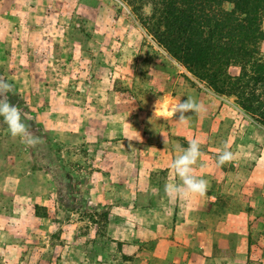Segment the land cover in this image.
<instances>
[{"label": "rangeland", "instance_id": "rangeland-1", "mask_svg": "<svg viewBox=\"0 0 264 264\" xmlns=\"http://www.w3.org/2000/svg\"><path fill=\"white\" fill-rule=\"evenodd\" d=\"M103 1L109 25L87 0H0V77L43 139L26 148L0 117V264H264V123L146 31L149 3ZM188 97L207 111L187 124L149 114ZM126 117L139 147L111 138ZM149 127L163 141L148 142ZM191 139L208 190L170 198L156 177L175 173L152 156ZM225 145L235 159L218 166ZM148 189L156 209L141 206Z\"/></svg>", "mask_w": 264, "mask_h": 264}, {"label": "trees", "instance_id": "trees-1", "mask_svg": "<svg viewBox=\"0 0 264 264\" xmlns=\"http://www.w3.org/2000/svg\"><path fill=\"white\" fill-rule=\"evenodd\" d=\"M127 2L134 10L149 3L151 12L139 17L146 31L208 89L233 97L264 123V54L260 46L264 41V0ZM225 2L232 3V8H226ZM92 6L109 25L111 18L103 12L105 2L87 0V9ZM232 66L236 73L230 70ZM159 190L165 192L162 187ZM154 195L148 189L144 196L149 201L141 206L155 205Z\"/></svg>", "mask_w": 264, "mask_h": 264}, {"label": "clouds", "instance_id": "clouds-1", "mask_svg": "<svg viewBox=\"0 0 264 264\" xmlns=\"http://www.w3.org/2000/svg\"><path fill=\"white\" fill-rule=\"evenodd\" d=\"M9 93L14 94L13 84L0 77V117H3L4 123L8 126V131L13 138H19L26 148H35L38 144L43 143V139L36 136L30 130V125L26 121L34 120L30 112L24 111L19 105H12L8 99ZM206 107L197 102L192 97H188L185 101L174 102L166 112H161V105L157 101L154 114L162 115L164 118L177 117L180 123H189L190 118L187 113H195L201 115L206 113ZM140 140L139 136L133 135L127 137ZM201 143L196 139L188 141L187 148L181 150V154L177 156L171 163L172 169L179 178V183H169L165 185V192L170 198H187L189 196H203L208 190V181L198 177L194 172V166L197 165L201 157ZM235 157L225 145L223 150L217 155L218 166H224L232 163Z\"/></svg>", "mask_w": 264, "mask_h": 264}, {"label": "crops", "instance_id": "crops-1", "mask_svg": "<svg viewBox=\"0 0 264 264\" xmlns=\"http://www.w3.org/2000/svg\"><path fill=\"white\" fill-rule=\"evenodd\" d=\"M149 114L151 115V117L153 116V117H156V118H158L159 116H157L156 114H154V112L153 111H151V112H149ZM172 118V117H171ZM126 119H128L127 117L126 118H118V119H116L114 122L116 123V125L114 126V127H111L110 128V135H111V138L113 139V138H115L116 140L114 141L115 143L116 142H119V143H122V142H128L131 146H134V147H139V145H140V141H141V139L140 140H137V139H132L131 141L127 138V137H129V136H133V135H136V136H138L137 135V133L136 132H133V130L132 129H135V127L133 128L132 126H130L128 123H127V121H126ZM170 119V118H169ZM113 122V121H112ZM113 122V123H114ZM148 132L146 133V135H148L149 136V139H148V142L150 141V142H158V141H163L162 140V138H160V136H159V134H158V132H156V131H154L152 128H148ZM116 146H117V143L115 144ZM153 147H154V145H152ZM146 151V153L147 152H150V148H148V149H146L145 150ZM181 154V149L180 150H178V149H176L175 148V146L174 147H170V146H167V147H165L164 148V151H163V153L161 154V155H157V157L155 156V154L152 156V158H154V160H153V162H160L161 164L163 163V165L165 166V167H162V169L164 168V169H167L168 170V172H172V171H174L173 169H172V167H171V163H172V161L177 157V156H179ZM111 156L113 157V156H115L114 155V152H111ZM115 165H116V163L115 162H113ZM114 165V167H113V170H115V168H117L116 166ZM155 171H157V169L155 170ZM113 173H114V171H113ZM149 173H150V171H149ZM154 173H157V172H154ZM174 173H175V171H174ZM136 174H137V172H136ZM157 174H159V173H157ZM175 176H174V183H179V179H177V175H176V173L174 174ZM157 179H158V184H157V188L158 189H160L161 187L162 188H164L165 189V185L167 184V182H168V184L169 183H172L171 181H166V180H164L163 181V178H159V177H156ZM150 189V188H149ZM153 191V190H152ZM153 193L154 192H152V195H153ZM155 194V193H154ZM166 194H163L162 196H165ZM153 197V196H152ZM155 197V196H154ZM154 198H152V200H153ZM136 206H138V205H136ZM142 208L145 210V209H147V210H149V209H156L157 207H155V205H149V206H146V207H143L142 206ZM242 261H244V260H240V262H242Z\"/></svg>", "mask_w": 264, "mask_h": 264}, {"label": "bare ground", "instance_id": "bare-ground-1", "mask_svg": "<svg viewBox=\"0 0 264 264\" xmlns=\"http://www.w3.org/2000/svg\"><path fill=\"white\" fill-rule=\"evenodd\" d=\"M156 102L152 105V108L154 109V111L156 110ZM159 104L161 105V112L163 113V112H166L168 109H169V107L171 106V105H167V104H165V103H161V102H159Z\"/></svg>", "mask_w": 264, "mask_h": 264}]
</instances>
